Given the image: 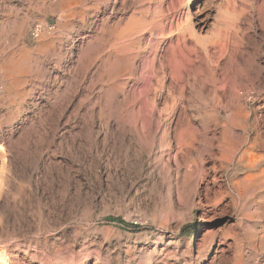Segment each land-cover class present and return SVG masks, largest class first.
I'll return each mask as SVG.
<instances>
[{
  "label": "rangeland",
  "instance_id": "rangeland-1",
  "mask_svg": "<svg viewBox=\"0 0 264 264\" xmlns=\"http://www.w3.org/2000/svg\"><path fill=\"white\" fill-rule=\"evenodd\" d=\"M161 4L174 13L165 35L152 36ZM187 25L196 40L177 37ZM154 51L209 75L204 91L192 79L183 96L172 94L183 80L122 86L126 65L152 63ZM256 137L264 139V0H0L7 264L60 251L75 258L68 264H264V148L250 149V168L243 158Z\"/></svg>",
  "mask_w": 264,
  "mask_h": 264
},
{
  "label": "bare ground",
  "instance_id": "bare-ground-1",
  "mask_svg": "<svg viewBox=\"0 0 264 264\" xmlns=\"http://www.w3.org/2000/svg\"><path fill=\"white\" fill-rule=\"evenodd\" d=\"M84 1V0H83ZM116 1V0H115ZM64 2V1H63ZM82 2V1H81ZM115 3V2H114ZM112 7V6H111ZM116 7V6H115ZM156 7H157V5H156ZM155 7V8H156ZM154 8V7H153ZM154 8V9H155ZM113 9V8H112ZM111 9V10H112ZM149 9V8H148ZM73 11V10H72ZM151 11H154V10H151ZM224 12H225V18L227 19V20H230L231 21V23H232V25H234V23H235V21H236V19H237V14L233 11V10H231V9H225L224 10ZM150 13V12H149ZM173 11L171 10V8H169V7H164V6H162V4L161 5H159L158 7H157V9L154 11V14H153V20L150 18V20H152V22L150 23V26H149V31L151 32H149L150 34H154V35H152V36H155V35H157V34H164V33H166L165 32V30L167 31V29L165 28V20L167 21L172 15H173ZM141 14V13H140ZM144 14V13H143ZM147 14H148V12H147ZM151 14V13H150ZM144 15H146V14H144ZM142 16V15H141ZM140 17V16H139ZM138 17V18H139ZM151 17V16H150ZM141 18V17H140ZM139 18V19H140ZM135 19V22H137V20H136V18H134ZM146 19H149V17L147 18L146 16H145V20H143V21H141V22H143V23H148V22H145L146 21ZM140 21V20H139ZM134 22V23H135ZM133 23V24H134ZM39 24H41V27L42 26H44V24L43 23H39ZM132 24V25H133ZM137 24H138V22H137ZM139 24H142V23H139ZM188 24V23H187ZM134 25H136V23L134 24ZM145 25H148V24H145ZM141 26V25H140ZM143 26V25H142ZM138 27V26H137ZM131 27H129V29H130ZM144 28V27H143ZM147 27H145L144 29H146ZM195 28V27H194ZM194 28H192L191 26H189V25H187V26H183V32H180V33H178L177 34V37H182V38H184L186 41H194V39L196 40V37H197V33L195 32V30H194ZM34 29V26L32 27V29H31V31ZM40 29V27H38V28H36V30L38 31ZM126 30H127V28H125ZM132 29V28H131ZM131 29H130V31H131ZM138 29V28H137ZM140 29V28H139ZM139 29H138V31H139ZM141 30H142V28H141ZM140 30V32H142ZM122 31L123 30H121V33H122ZM136 31V30H135ZM184 31L185 32H187L188 34H186V33H184ZM126 32V31H125ZM137 32V31H136ZM146 32V31H145ZM174 32V31H173ZM41 33L42 32H40L39 33V36L41 35ZM124 33V32H123ZM127 33H128V30H127ZM139 33V32H138ZM137 33V34H138ZM172 33V32H171ZM120 34V33H119ZM125 34V33H124ZM170 34V33H169ZM128 35V34H127ZM126 35V36H127ZM139 35V34H138ZM142 35V34H141ZM140 35V36H141ZM148 35V34H147ZM146 35V36H147ZM165 35V34H164ZM163 35V36H164ZM38 36V37H39ZM80 36V35H79ZM83 36V35H82ZM81 36V37H82ZM89 36H90V34H89ZM122 36V35H121ZM161 36V35H160ZM162 36V37H163ZM37 37V38H38ZM123 37H125V35L123 36ZM123 37L121 38V41H122V39H123ZM137 37V36H136ZM135 37V38H136ZM161 37V38H162ZM119 39V36L117 35V37H116V39ZM149 38V37H148ZM164 38V37H163ZM130 39V38H129ZM131 39H133V38H131ZM137 39V38H136ZM139 39V38H138ZM126 40H127V38H126ZM134 40V39H133ZM78 41V40H77ZM82 41V40H81ZM120 41V40H119ZM109 42V41H108ZM131 42H132V40H131ZM134 42V41H133ZM138 42V41H137ZM149 42V41H148ZM151 42H153V41H150V43ZM156 43H157V41H155ZM198 42L200 43V42H202V41H200V40H198ZM79 43H81V42H79ZM85 43V42H84ZM117 44H118V42H116ZM128 43V42H127ZM136 42H134V44H135ZM140 43V42H139ZM138 43V44H139ZM76 44V43H75ZM83 44V43H82ZM81 44V45H82ZM120 44V43H119ZM123 46H124V43H121ZM137 44V43H136ZM147 44V43H146ZM153 44H154V42H153ZM158 44V43H157ZM204 44V43H203ZM202 44V45H203ZM131 45V44H130ZM200 45H201V43H200ZM116 46V45H115ZM114 46V47H115ZM120 46V45H119ZM125 46H127L126 44H125ZM124 46V47H125ZM150 46H152V43H151V45ZM204 46V45H203ZM81 47V46H80ZM135 47V46H134ZM145 47V46H144ZM146 47H148V46H146ZM145 47V48H146ZM153 47V46H152ZM160 47V46H159ZM117 48V47H116ZM154 48H156L155 46H154ZM126 49L127 48H125V52H126ZM139 49V48H138ZM95 50V49H94ZM114 50V49H113ZM112 50V51H113ZM123 50V49H122ZM112 51H110L111 53H112ZM117 51V50H116ZM119 51V50H118ZM129 51V50H128ZM137 51H139V50H137ZM146 51L148 52V53H150L151 51H149L148 50V48H146ZM109 52V53H110ZM135 52V51H134ZM179 52V51H178ZM116 53H118V52H116ZM143 52L141 51V54H142ZM113 55V54H112ZM149 55V54H148ZM117 56V55H116ZM146 56H147V54H146ZM180 56H183V51L182 50H180V52L176 55V58L177 57H180ZM115 57V56H114ZM130 57V56H129ZM131 57H132V55H131ZM130 57V58H131ZM149 57V56H148ZM140 58V57H139ZM145 58V57H144ZM147 58V57H146ZM208 58H211V56L209 55L208 56ZM108 59H110V58H108ZM118 59H120V58H118ZM132 59V58H131ZM131 59H127V60H131ZM143 59V58H142ZM143 60H145V59H143ZM117 61V60H116ZM125 61H126V59H125ZM138 61V60H137ZM115 62V61H114ZM133 62H134V60H133ZM133 62L131 61V63H130V65L129 66H127L126 65V67H128L127 69H126V67H125V74H126V76L124 77V79L123 78H121L120 80H124V81H120L119 80V82H121L122 84V86L123 85H127L128 83H129V81H130V83H131V81H134V82H136V83H140V82H143V83H145L144 81H150L151 79H153L154 77L155 78H157V79H159V82L160 83H162V82H164V80L165 79H167V78H170L171 79V81L172 82H177V81H179V80H183L185 83H184V85H182L181 87L179 86V85H177V86H179L180 88H177V89H175V87L173 86V89H172V94L173 93H176V92H178V93H180L181 94V96H183L185 93H186V88H187V86H189L190 85V79H192V82H191V85H192V90L194 89V90H196V92H202V91H204V89H205V86H206V84H208V81H209V75H201L199 72H197L196 71V69H195V67H194V65H192V64H184V63H182V61H180V63H182L183 65H181L180 64V66H181V68L178 70V65L177 64H172V62H171V59L170 58H168L167 56L165 57V59H162V55H161V51L160 52H155L154 51V62H152V63H149L148 62V64H144L143 62V64L142 65H140V66H137V65H133ZM136 62V61H135ZM211 61H210V59L208 60V64L210 63ZM124 63V62H123ZM128 63V62H127ZM213 63H215L214 62V60H213ZM132 64V65H131ZM136 64V63H135ZM138 64V63H137ZM158 64V65H157ZM116 65V64H115ZM125 65V64H124ZM123 65V66H124ZM211 66L213 67V68H215L214 67V65L213 64H211ZM124 70V69H123ZM212 70V72H214L215 70H213V69H211ZM119 72V71H118ZM118 72H114V75L116 74V73H118ZM113 73H111V76L113 77V75H112ZM120 74V72L118 73V75ZM211 75V74H210ZM110 75H109V77H111ZM117 76V75H116ZM117 77H119V76H117ZM154 78V80H156ZM109 79V78H108ZM110 80L112 81V79L110 78ZM108 82H109V80H108ZM116 82V81H115ZM152 82H153V80H152ZM171 82V83H172ZM165 83V82H164ZM171 83H169L170 84V86H172L171 85ZM179 83V82H178ZM178 83H176V84H178ZM114 84V83H113ZM149 84H150V82H149ZM156 84H157V81H156ZM168 84V83H167ZM169 84H168V86H169ZM173 84V83H172ZM182 84V83H181ZM138 85V84H137ZM231 85H233V84H231ZM116 86V85H115ZM114 86V87H115ZM121 86V87H122ZM130 86V85H129ZM134 86V85H133ZM160 86V85H159ZM164 86V84L162 85V87ZM113 87V88H114ZM125 87V86H124ZM135 87V86H134ZM133 87V88H134ZM228 87V86H227ZM226 87V88H227ZM116 88H118V87H116ZM116 88H114L115 90H117ZM225 88V89H226ZM128 89V88H127ZM229 89H230V91H231V89H234V88H232V86H231V88H230V86H229ZM228 89V90H229ZM125 90V89H124ZM135 90V89H134ZM141 90V89H140ZM139 90V91H140ZM163 90V89H162ZM211 90H212V92L214 93V94H216L217 96H220V95H222L221 94V92H219V90H220V88H218V86H216V85H213L212 86V88H211ZM222 90H224V89H222ZM227 90V91H228ZM112 91V90H111ZM129 91H130V88H129ZM137 91H138V88H137ZM142 91V90H141ZM164 91V90H163ZM229 91V92H230ZM113 92V91H112ZM122 92V91H121ZM121 92H120V94H121ZM136 92V91H135ZM143 92H145L144 90H143ZM224 92V91H223ZM226 92V91H225ZM224 92V93H225ZM232 92V91H231ZM126 92L124 91V94H125ZM128 93V92H127ZM137 93V92H136ZM141 92H139V94H140ZM169 93V92H168ZM167 93V94H168ZM132 95H134L133 93H131ZM144 94V93H143ZM128 95V94H127ZM138 95V94H137ZM142 95V94H141ZM141 95H139V97L141 96ZM174 95V94H173ZM172 96V95H171ZM223 96V95H222ZM115 97V96H114ZM125 97H126V95H125ZM128 97V96H127ZM126 97V98H127ZM143 97H144V95H143ZM239 97V96H238ZM132 98V97H131ZM134 98H136V95H135V97ZM134 98H132L133 100H134ZM140 98H142V97H140ZM139 98V99H140ZM119 99V98H118ZM128 99H129V97H128ZM132 99H130V100H132ZM117 100V99H116ZM137 101V100H136ZM138 102V101H137ZM140 102V101H139ZM135 103V102H134ZM126 104H127V102H126ZM131 104V103H130ZM130 104H128V105H130ZM137 104V103H136ZM144 104V103H143ZM143 104H141L140 106L142 107V110H143ZM138 105H139V103H138ZM132 107V106H131ZM129 108H130V106H129ZM134 110H135V108H134ZM137 110H139V108L137 109ZM132 109H131V113H132ZM139 111H141V110H139ZM137 113V112H136ZM139 114H140V112H139ZM134 115V114H133ZM136 116H137V114H136ZM140 116V115H139ZM138 117V116H137ZM135 122V121H134ZM134 122L132 123V124H134ZM136 122H137V120H136ZM137 124V126H138V122L136 123ZM144 126V125H143ZM139 127V126H138ZM138 127H137V129H138ZM145 127V126H144ZM132 128V127H131ZM133 129H136V127H135V125H134V128H132V130ZM144 129V128H143ZM142 129V130H143ZM170 129H171V127H170ZM131 130V129H130ZM137 131V130H136ZM138 132V131H137ZM137 132H135L136 134H138ZM154 132H157V131H154ZM143 133V132H142ZM155 134V133H154ZM157 134V133H156ZM155 134V135H156ZM134 136V135H133ZM138 136H139V134H138ZM143 136V135H142ZM141 136V137H142ZM145 136V135H144ZM135 137V136H134ZM137 138H139V137H137ZM186 142V141H185ZM183 143H184V141H183ZM248 143H251V145L250 146H248V145H246L247 147H246V149L244 150V152H243V158L244 159H246L247 160V167H252L253 165H254V160H255V156H254V152H253V150H251L252 152H250V149H254L255 150V148H258V149H260V148H264V139L263 138H259L258 139V137H256V138H254L253 140L251 139V141L250 142H248ZM172 144V143H171ZM257 150V149H256ZM160 155V154H159ZM260 158V157H259ZM258 158V159H259ZM254 169V168H253ZM248 178H249V175L248 176H246L245 177V179H247L248 180ZM53 248V247H52ZM55 250V249H54ZM60 250V249H59ZM62 250V249H61ZM64 251V250H63ZM51 252V251H50ZM61 252V251H60ZM60 252H58L57 254H54V256H53V258H49V257H47V254L46 253H40L39 255H37L35 258H37L39 261H40V263L41 264H52V262L54 263V264H68V263H66L65 261H67V259H65V253H60ZM67 252H71L70 250L69 251H67ZM49 253V252H48ZM54 253V252H53ZM52 253V254H53ZM56 253V252H55ZM62 254H64V256L62 255ZM71 254V253H70ZM69 253H68V255H70ZM86 254V253H85ZM50 255V254H49ZM73 255H74V253H73ZM78 255V254H77ZM67 256V255H66ZM84 256H86V255H84ZM51 257H52V255H51ZM68 257H70V259H68V261L67 262H71V263H73L74 262V257L73 256H68ZM72 257V258H71ZM67 258V257H66ZM82 258V257H81ZM77 262V261H76ZM84 262V261H83ZM7 264V260H6V258L2 255V254H0V264ZM15 263V262H14ZM39 263V264H40ZM75 263V262H74ZM9 264V263H8ZM242 264V263H241Z\"/></svg>",
  "mask_w": 264,
  "mask_h": 264
},
{
  "label": "built area",
  "instance_id": "built-area-1",
  "mask_svg": "<svg viewBox=\"0 0 264 264\" xmlns=\"http://www.w3.org/2000/svg\"><path fill=\"white\" fill-rule=\"evenodd\" d=\"M40 27V29L37 31L36 28ZM54 25H47V28L49 30L53 29ZM44 29V26L41 27V24L37 23L35 26H34V29L31 31V35L34 37V38H37L39 36V33L42 32Z\"/></svg>",
  "mask_w": 264,
  "mask_h": 264
}]
</instances>
